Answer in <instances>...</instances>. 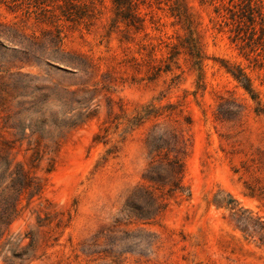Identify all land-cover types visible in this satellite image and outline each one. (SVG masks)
Returning <instances> with one entry per match:
<instances>
[{"label": "rangeland", "instance_id": "1", "mask_svg": "<svg viewBox=\"0 0 264 264\" xmlns=\"http://www.w3.org/2000/svg\"><path fill=\"white\" fill-rule=\"evenodd\" d=\"M241 1L187 0L204 56L197 92L184 49L175 61L179 69L173 65L171 73L153 76L148 64L152 58L163 65L170 47L185 36L170 16L173 0H144L138 10L141 31L111 27L110 0L95 4L91 26L57 21L63 56H80L90 66L85 71L65 63V69L23 65L0 36V160L42 184L39 194L20 198L19 215L0 240V264H264V0H252L254 22L242 20L238 31L233 14ZM12 7L0 0V24L36 36L47 28L32 8L27 13ZM227 69L248 78L255 102ZM23 74L36 79L28 92L55 83L87 91L77 97L88 99L94 116L67 132L57 150L47 138L38 142L28 128L21 134L35 122L13 98V83L18 81L21 91ZM149 103L176 108L171 120L188 139L184 192L154 222L119 228L118 237L139 233L136 241L108 244L99 233L119 216L141 181L150 123L124 121L117 131L111 129L109 146L116 145L118 153L106 162L101 159L109 146L92 139L102 123L107 128L116 117L115 122L123 115L131 119L136 107ZM45 109L57 116L64 110L55 97ZM256 218L262 230L249 221Z\"/></svg>", "mask_w": 264, "mask_h": 264}, {"label": "trees", "instance_id": "2", "mask_svg": "<svg viewBox=\"0 0 264 264\" xmlns=\"http://www.w3.org/2000/svg\"><path fill=\"white\" fill-rule=\"evenodd\" d=\"M12 9H26L30 13L32 8L35 13V19L47 26L40 36L27 34L14 25L0 24V36L3 37L16 55L15 59L26 66H54L65 69L68 65L78 67L85 71L90 66L82 60L80 56L66 59L63 56L62 32L59 29L57 21L63 19L72 24L88 23L92 25L95 19V4L99 0H8ZM222 1V0H221ZM233 0H229L232 3ZM252 0H242V7L235 15L237 30H241L242 20L254 22V7ZM111 12L113 18L111 24L117 28L118 24H123L125 28H132L136 31L143 29L144 19L140 16L139 6L144 4V0H110ZM239 6V5H238ZM9 8L11 6H8ZM170 16L174 18L185 33L184 37H178L177 44L170 47L168 57L163 65H154L155 60L150 59L148 63L153 76H159L161 73L172 72V66H177V57L180 55V49H184L185 61L189 65V70L195 75L196 92L199 91L203 83V61L204 56L201 50L200 38L197 32V24L193 19L187 5V0H173L169 7ZM257 16L261 17L260 9L256 11ZM264 23V17H261ZM62 63H65L64 67ZM233 78L250 95L255 102L254 96L248 78L241 72H232L227 69ZM22 77L20 89L13 83V90L16 93L13 98L18 100V105L23 111L30 113L35 118L33 126L27 124L21 129L22 136H26L25 129L30 130V134L38 135L37 141L44 138L49 139V143L54 145L56 150L60 147L62 140L67 132L79 127L81 124L91 119L93 111L90 110V104L86 97L78 98L79 92H87L85 88L72 90L71 85L62 83L52 84L51 87L43 90L28 92L31 81L36 80L29 74L19 75ZM55 97L60 101L64 110L60 116L56 114H47L45 105ZM73 102L77 106H73ZM123 113L122 107H119ZM173 104L156 106L153 103L141 105L135 108L134 116L129 119L124 115L122 121L115 122L118 117L110 121V125L104 128L103 123L99 131L93 136L94 145L107 147L110 140L107 139L111 129L114 132L124 125H143L150 123L145 136L144 147L146 150V165L141 174V181L133 188L127 197L119 216L115 218L112 224L99 233L108 244L116 241H136L137 234L124 233L123 237H118L117 233L121 226L130 224L148 225L154 222L167 208L168 202L184 192V158L186 156L188 139L185 137L181 124L176 120H171L177 114ZM163 123H157L158 120ZM167 120V122H165ZM187 125L189 120H185ZM103 126V128H102ZM14 128V127H13ZM103 131V133H101ZM118 153L116 145L111 144L102 157V162L109 158H115ZM42 190V184L33 177L25 173L20 167H12V162L5 158L0 160V240L3 238L6 230L19 215L20 198L29 193L32 196L39 194ZM250 223L259 229L262 228V222L256 219H249ZM143 231L142 228L139 232ZM98 237V236H97ZM95 237L96 239H98ZM264 239V237L262 238ZM115 244V243H114ZM134 249V248H133Z\"/></svg>", "mask_w": 264, "mask_h": 264}]
</instances>
